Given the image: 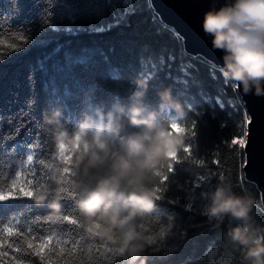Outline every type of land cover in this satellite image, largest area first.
<instances>
[{"label": "trees", "instance_id": "1", "mask_svg": "<svg viewBox=\"0 0 264 264\" xmlns=\"http://www.w3.org/2000/svg\"><path fill=\"white\" fill-rule=\"evenodd\" d=\"M136 78L146 81L143 103L152 108L170 89L184 114L166 110L161 122L182 120L189 130V153H181L166 182H157L164 198L142 221L147 264H208L209 247L216 249L215 264H243L242 252L224 239L229 220L209 224L201 211L202 193L224 183L254 198L251 215L264 226L259 192L244 178L243 150L231 143L244 139L247 115L219 68L187 54L149 0H0V191L9 196L0 201V264H121L108 242L89 239L63 220L46 222L49 202L37 205L9 189L13 177L30 191L48 179L40 162L52 158L53 145L43 113L62 107L71 130L85 111L130 104ZM60 204L64 215L76 218L73 199ZM5 227L16 234H5ZM43 236L52 242L41 261L29 254L27 241Z\"/></svg>", "mask_w": 264, "mask_h": 264}, {"label": "clouds", "instance_id": "2", "mask_svg": "<svg viewBox=\"0 0 264 264\" xmlns=\"http://www.w3.org/2000/svg\"><path fill=\"white\" fill-rule=\"evenodd\" d=\"M201 28L212 49L222 53L219 72L225 83L245 95L264 96V0H225L203 14ZM133 85L130 104L85 111L71 130L62 107L43 113L41 125L53 145L52 158L40 162L48 179L22 195L37 205L49 202L52 223L69 221L89 239L108 242L121 264H147L149 237L142 221L160 198L157 182L162 184L187 153L189 130L182 120L161 122L166 110L184 114L170 89L159 93V105L152 108L143 103L146 81L136 78ZM4 193L0 201L9 198ZM66 195L76 205L71 220L60 204ZM202 195L207 203L201 215L209 224L229 220L224 239L242 252L243 264H264V226H256L251 215L254 198L224 183ZM86 254L91 257L92 249ZM205 255L215 264L216 249L209 247Z\"/></svg>", "mask_w": 264, "mask_h": 264}, {"label": "water", "instance_id": "3", "mask_svg": "<svg viewBox=\"0 0 264 264\" xmlns=\"http://www.w3.org/2000/svg\"><path fill=\"white\" fill-rule=\"evenodd\" d=\"M159 20L181 39L183 50L200 56L217 68L223 65L222 53L214 51L210 37L201 28L203 14L219 7L225 0H149ZM250 123L246 124L247 138L242 148L245 180L255 185L264 208V96L245 95L236 90Z\"/></svg>", "mask_w": 264, "mask_h": 264}, {"label": "snow or ice", "instance_id": "4", "mask_svg": "<svg viewBox=\"0 0 264 264\" xmlns=\"http://www.w3.org/2000/svg\"><path fill=\"white\" fill-rule=\"evenodd\" d=\"M245 123L246 124L247 123H250V121L248 120L247 117H245ZM246 138H247V133L245 132L244 133V139H240L239 141L232 140L231 143L234 144V145L237 144V143H239V146L241 148H243L245 146ZM32 143L33 142L31 141L28 145H26V147L31 148ZM34 144L37 147H42L43 146L42 145V142H41V138L39 136H36L35 141H34ZM189 151H190V149L188 147L187 153H189ZM33 159H34V156L33 155H29L27 157V161L28 162H32ZM168 179H169V177L167 176V178L164 179V182H166ZM12 188L17 189L22 194H27L28 192H30V190L28 189V187H26L25 184L19 183L15 177L12 178V184H11V188L9 189V191H11ZM5 196L7 197L6 194H5ZM66 197L69 198V199H73V197L71 195H66ZM159 197H160L159 200H161V199L164 198L162 195H159ZM66 216L69 217V220L72 219L71 216H69V215H66ZM46 222H51V221L47 219ZM65 222H68L69 223V221H65ZM3 232L5 234L9 235V236H12V235H15L16 234L14 232L13 228H11V227H5L3 229ZM35 240L38 241V242H34L32 239H28V241H27V248L30 250V253L29 254L30 255L31 254H34L36 257L40 258L41 261H43L44 260V252L49 248V245L52 242V237L51 236L36 237ZM3 247H4L3 240H0V249H2ZM17 251H19V250H17ZM2 255H4V253L3 252H0V256H2ZM16 264H25V262L24 261H17Z\"/></svg>", "mask_w": 264, "mask_h": 264}, {"label": "rangeland", "instance_id": "5", "mask_svg": "<svg viewBox=\"0 0 264 264\" xmlns=\"http://www.w3.org/2000/svg\"><path fill=\"white\" fill-rule=\"evenodd\" d=\"M7 195V194H6Z\"/></svg>", "mask_w": 264, "mask_h": 264}]
</instances>
